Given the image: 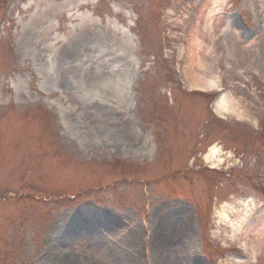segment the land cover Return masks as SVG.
Masks as SVG:
<instances>
[{"label":"rangeland","instance_id":"1","mask_svg":"<svg viewBox=\"0 0 264 264\" xmlns=\"http://www.w3.org/2000/svg\"><path fill=\"white\" fill-rule=\"evenodd\" d=\"M203 1L0 0V264H235L223 230L264 208V0L202 37L249 118L222 126L175 82Z\"/></svg>","mask_w":264,"mask_h":264},{"label":"bare ground","instance_id":"2","mask_svg":"<svg viewBox=\"0 0 264 264\" xmlns=\"http://www.w3.org/2000/svg\"><path fill=\"white\" fill-rule=\"evenodd\" d=\"M224 1L204 0L196 10L193 21L188 27L186 48L180 49L179 56L181 57L183 52L186 53V65L183 66L182 73L188 87L191 89L211 90L212 88H220V86H217L219 83L218 78L214 77L212 68L203 59L204 54L206 53L207 55L209 53V48L203 46L202 37L204 36L209 39L214 37L218 26H220V21L215 16L222 11L221 7L225 3ZM212 20L213 25L211 24ZM236 51L237 48H235L233 53ZM73 56L71 55L69 58ZM214 110L220 116L231 115L237 119H249L248 114L240 107L239 102L233 98L231 92H225L218 97L214 103ZM137 136L139 137L138 134ZM218 153L219 150L217 148L211 147L206 158H215ZM254 218L255 221L250 224L248 221L250 219L249 213L246 211L241 212L239 221L235 223L230 222L229 228L223 230V235L225 238L237 240L238 244L245 246L248 249L249 259L252 262L264 264V208ZM71 219L70 216L66 215L59 223H65ZM56 228L58 227L56 226ZM233 228L243 230L241 239H239ZM233 258L236 261L235 264H244V261H241L238 257Z\"/></svg>","mask_w":264,"mask_h":264}]
</instances>
